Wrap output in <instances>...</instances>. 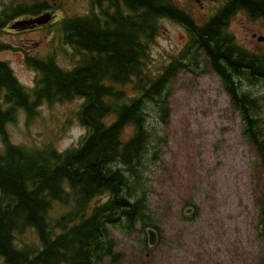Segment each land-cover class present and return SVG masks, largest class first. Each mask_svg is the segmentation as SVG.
Returning <instances> with one entry per match:
<instances>
[{
    "label": "trees",
    "instance_id": "16d2710c",
    "mask_svg": "<svg viewBox=\"0 0 264 264\" xmlns=\"http://www.w3.org/2000/svg\"><path fill=\"white\" fill-rule=\"evenodd\" d=\"M88 1V13L58 21L61 40L79 56L72 68L61 66L54 52L26 54L25 64L36 73L27 88L0 60V264H100L114 256L110 224H149L140 183L152 136L147 106L155 105L167 122L172 76L179 67L199 66L200 51L220 76L264 168V93L255 97L239 87L244 79L264 82V53L242 47L229 30L237 11L264 24V0H225L204 24L175 0ZM62 6V0L58 6L49 0L3 3L0 50L9 47L1 35L13 20ZM163 17L181 24L189 40L181 57L153 74L146 63ZM76 97L82 98L76 117L85 133L75 145L59 150L52 142L36 147L11 141L6 126L19 109L29 123L42 102ZM100 195L106 200L91 206ZM54 203L66 211L52 217ZM28 228L38 243L17 245L16 233Z\"/></svg>",
    "mask_w": 264,
    "mask_h": 264
},
{
    "label": "rangeland",
    "instance_id": "374dc122",
    "mask_svg": "<svg viewBox=\"0 0 264 264\" xmlns=\"http://www.w3.org/2000/svg\"><path fill=\"white\" fill-rule=\"evenodd\" d=\"M8 1L0 0V8ZM62 1L61 8L47 10L54 14L50 22L18 29L8 24L2 32L1 40L9 47L0 50V60L9 63L27 88L34 86L36 73L25 64L26 54L45 56L54 52L58 63L66 68H72L79 59L61 40L58 21L64 16L85 14L89 2ZM175 1L198 24H204L224 0ZM229 30L242 46L264 52V37L257 39L264 36L259 20L239 12L231 19ZM188 40L181 24L161 18L150 45L147 70L157 74L181 57ZM200 54L199 66L179 67L172 76L166 123L155 105L147 106L152 136L142 158L140 183L146 190L143 218L149 224H110L114 256L105 257L100 264H264V168L255 146L243 135L242 118L221 78L202 51ZM239 87L255 97L264 93V82L251 84L244 79ZM81 103L82 98L77 97L51 105L42 102L29 123L19 109L15 122L6 126L11 141L36 147L52 142L59 150L75 145L85 132L76 117ZM131 130L127 127L125 135ZM106 198L97 196L90 205ZM64 211L65 206L54 203L51 216ZM147 228H154L159 235L152 246L148 244ZM15 242L38 243V238L28 228L16 233Z\"/></svg>",
    "mask_w": 264,
    "mask_h": 264
},
{
    "label": "water",
    "instance_id": "95a60500",
    "mask_svg": "<svg viewBox=\"0 0 264 264\" xmlns=\"http://www.w3.org/2000/svg\"><path fill=\"white\" fill-rule=\"evenodd\" d=\"M51 18V14L46 12L43 13L41 15L35 16L33 18H30L28 20H23V21H18L15 24L12 25V27H16V25H20V24H43L49 21V19ZM259 39H262V37H259ZM190 208H188L186 210V212H189ZM262 213L264 214V205L262 208ZM147 232L149 235V243L150 244H154V242L156 241V232L153 228H147Z\"/></svg>",
    "mask_w": 264,
    "mask_h": 264
},
{
    "label": "flooded vegetation",
    "instance_id": "af4514ba",
    "mask_svg": "<svg viewBox=\"0 0 264 264\" xmlns=\"http://www.w3.org/2000/svg\"><path fill=\"white\" fill-rule=\"evenodd\" d=\"M88 1V0H87ZM90 3V2H89ZM91 4V3H90ZM89 12V10L87 11V13ZM241 11H237L235 14H238ZM244 13V12H243ZM22 17V16H21ZM255 33L252 34V36H254Z\"/></svg>",
    "mask_w": 264,
    "mask_h": 264
},
{
    "label": "bare ground",
    "instance_id": "6f19581e",
    "mask_svg": "<svg viewBox=\"0 0 264 264\" xmlns=\"http://www.w3.org/2000/svg\"><path fill=\"white\" fill-rule=\"evenodd\" d=\"M211 65V67H212V64H210ZM212 69H213V67H212ZM214 70V69H213Z\"/></svg>",
    "mask_w": 264,
    "mask_h": 264
}]
</instances>
